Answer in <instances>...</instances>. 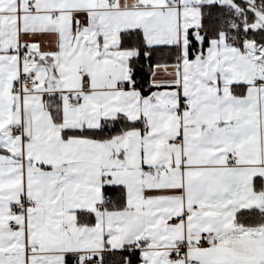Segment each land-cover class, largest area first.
<instances>
[{
  "label": "snow or ice",
  "instance_id": "6c2138e0",
  "mask_svg": "<svg viewBox=\"0 0 264 264\" xmlns=\"http://www.w3.org/2000/svg\"><path fill=\"white\" fill-rule=\"evenodd\" d=\"M0 264H264V0H0Z\"/></svg>",
  "mask_w": 264,
  "mask_h": 264
}]
</instances>
